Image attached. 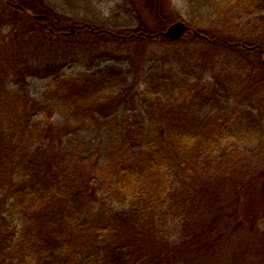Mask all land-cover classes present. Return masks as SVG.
Returning a JSON list of instances; mask_svg holds the SVG:
<instances>
[{"label": "trees", "instance_id": "obj_1", "mask_svg": "<svg viewBox=\"0 0 264 264\" xmlns=\"http://www.w3.org/2000/svg\"><path fill=\"white\" fill-rule=\"evenodd\" d=\"M13 2L23 9L3 3L0 21V264H264V207L239 210L254 177L264 191V0H188L198 15L177 40L162 35L181 20L171 0H132L121 22L105 0ZM32 77L47 80L42 100ZM89 127L112 140L87 149Z\"/></svg>", "mask_w": 264, "mask_h": 264}, {"label": "rangeland", "instance_id": "obj_2", "mask_svg": "<svg viewBox=\"0 0 264 264\" xmlns=\"http://www.w3.org/2000/svg\"><path fill=\"white\" fill-rule=\"evenodd\" d=\"M13 1L15 0H8V1L0 2V13H1L0 21L1 22H2V15L3 17H6V15L9 13V10L3 9V3L5 5H9L10 3L11 4L18 3V2H13ZM105 1L106 3H103L101 5L105 16L112 18V20L113 19L120 20V22L122 20H125V18L129 17L127 8L129 5H131L132 0L131 1L130 0H105ZM139 1L141 2V0H138V2ZM166 6L169 9V10L165 9V13H167V16L171 12L177 13L178 16L180 14L181 20L183 21L191 20L193 16H195V13H196V11L190 7L188 0H171V4L169 3ZM129 12H132V7L129 10ZM202 12L199 14V16L202 14ZM207 14L204 12L202 17L208 19V16H210L209 15L210 13L208 15ZM196 15L198 14L196 13ZM151 16L152 15L147 12L146 20L150 22V24L152 21ZM33 18H35V16ZM3 22H4V19H3ZM172 22H175V21H172ZM169 24H167L166 28L168 27ZM4 32L7 33V31H4ZM9 39H10V36L7 37V40ZM0 42H3V25L0 28ZM161 53L162 51L160 52L159 50L151 54L150 55L151 60L155 61L161 58H167V57H163ZM243 56H245L248 60L255 61V62L262 60L261 52L258 50L253 51V52H246V54ZM262 63H264V60H262ZM111 64H118L122 66L123 68L129 67V64L126 61H123L122 63H117L114 60L102 62L101 67L111 65ZM79 70H81V66H79L78 64H74V65H70L66 67L65 72L68 75H73L77 73ZM46 82H47L46 79H40L36 77L30 78L29 79V91L31 95L34 96L36 99L42 100L44 97L43 87ZM209 110H210V106L205 107L203 110V114H206L207 112H209ZM62 120L63 118L60 115L55 116L56 122H60ZM79 138L85 143V146L87 149H93L96 145L99 144V142L103 144L104 146H106L108 145L109 141L112 140V138L109 136L107 132L99 131L93 127H89L81 131L79 133ZM248 143H252L251 139L248 140ZM248 143H246V145H252ZM251 182H252V185L250 187L246 188L244 191H241L243 202L239 210L240 212L243 213V215L245 216V219H247L251 213L252 214L257 213L258 216L261 215L262 208L264 207V191H262L263 189H261L260 187V185L261 186L263 185L255 177L253 181H250L249 183ZM11 218L18 225V229L21 230L22 218L20 217V215L14 214L11 216ZM259 219H260L259 220L260 226L262 229H264V215Z\"/></svg>", "mask_w": 264, "mask_h": 264}, {"label": "water", "instance_id": "obj_3", "mask_svg": "<svg viewBox=\"0 0 264 264\" xmlns=\"http://www.w3.org/2000/svg\"><path fill=\"white\" fill-rule=\"evenodd\" d=\"M19 6V4H17ZM38 19L42 18V15H36ZM81 27L80 25L77 26ZM187 24L184 21L177 20L168 25V27L162 32V35L171 40L179 39L186 31ZM51 31H53L51 29ZM75 33V25H71L70 31L67 34ZM115 36V34H113Z\"/></svg>", "mask_w": 264, "mask_h": 264}]
</instances>
